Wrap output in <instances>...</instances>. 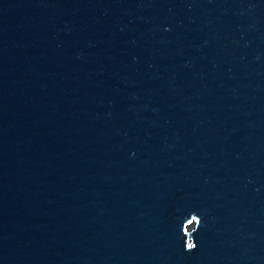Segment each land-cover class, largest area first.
<instances>
[{"label": "water", "instance_id": "95a60500", "mask_svg": "<svg viewBox=\"0 0 264 264\" xmlns=\"http://www.w3.org/2000/svg\"><path fill=\"white\" fill-rule=\"evenodd\" d=\"M0 264H264V0H0Z\"/></svg>", "mask_w": 264, "mask_h": 264}, {"label": "clouds", "instance_id": "9594fccd", "mask_svg": "<svg viewBox=\"0 0 264 264\" xmlns=\"http://www.w3.org/2000/svg\"><path fill=\"white\" fill-rule=\"evenodd\" d=\"M195 215L196 217H198L196 214H189V216ZM202 223V221L200 220V218L197 221V227L192 231V233L190 234L191 239H189V236L185 234L184 230H183V234H184V241H183V246L185 251H191L194 250L197 247V244L195 242V238H194V233L197 231L198 226Z\"/></svg>", "mask_w": 264, "mask_h": 264}]
</instances>
